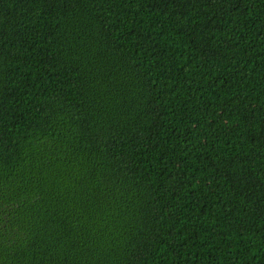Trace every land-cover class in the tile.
<instances>
[{"label":"trees","instance_id":"trees-1","mask_svg":"<svg viewBox=\"0 0 264 264\" xmlns=\"http://www.w3.org/2000/svg\"><path fill=\"white\" fill-rule=\"evenodd\" d=\"M0 264H264V0H0Z\"/></svg>","mask_w":264,"mask_h":264}]
</instances>
